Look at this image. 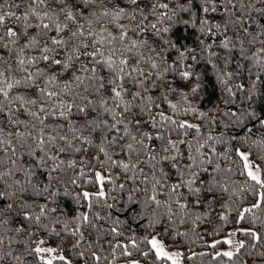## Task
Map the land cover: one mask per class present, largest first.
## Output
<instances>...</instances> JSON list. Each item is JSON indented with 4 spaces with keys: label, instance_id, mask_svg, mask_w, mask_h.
I'll return each mask as SVG.
<instances>
[{
    "label": "snow or ice",
    "instance_id": "1",
    "mask_svg": "<svg viewBox=\"0 0 264 264\" xmlns=\"http://www.w3.org/2000/svg\"><path fill=\"white\" fill-rule=\"evenodd\" d=\"M0 264H264V0H0Z\"/></svg>",
    "mask_w": 264,
    "mask_h": 264
}]
</instances>
